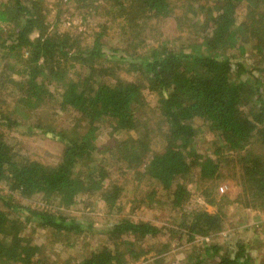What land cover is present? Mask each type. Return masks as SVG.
<instances>
[{"label":"trees","instance_id":"obj_1","mask_svg":"<svg viewBox=\"0 0 264 264\" xmlns=\"http://www.w3.org/2000/svg\"><path fill=\"white\" fill-rule=\"evenodd\" d=\"M62 1L96 14L108 3L125 30L129 55L116 57L114 49L109 58L119 59L105 56L102 27L80 46L79 35L59 32L55 16L56 23L49 25L52 11L43 0L0 3V183L9 192L0 195V264H43L39 247L21 236L26 224L57 240L91 238L84 231L92 229L91 224L31 210L16 203L14 195L40 196L65 209L97 197L109 216L122 214L125 189L105 185L108 174L95 163L98 156L120 163L122 172L135 181L152 182L140 201L158 197L181 215L176 231H184L187 242L221 231L226 202L218 200L216 214L187 210L188 186L196 168L201 181L215 183L229 175L241 190L238 202L264 213V0H180L178 7L171 0ZM239 7L244 20L238 23ZM170 19L180 34L200 29L197 39H185L177 47L166 41L147 43V30L156 31L152 24ZM246 46L253 51L255 64L244 60ZM124 72L132 79H123ZM146 89L157 97L154 108L143 98ZM4 97L11 100L6 103ZM51 104L75 115L72 130L40 121L30 124L31 112ZM146 109L156 115L163 133L160 152L150 149L151 131L143 128L141 136L130 135H137L142 123L148 126L150 119L141 117ZM195 120L215 142L209 155L193 151ZM104 125L117 138L100 149L96 141ZM3 131L27 135L39 131L62 144L61 161L45 166L30 160L4 141ZM255 146L262 152L253 150ZM206 192L204 188V202L215 205L213 193ZM159 233L148 222L119 220L101 231L103 239L76 264H135L154 251L153 246L142 249V241ZM252 250L246 240L229 244L223 252L206 244L183 264H256Z\"/></svg>","mask_w":264,"mask_h":264},{"label":"rangeland","instance_id":"obj_2","mask_svg":"<svg viewBox=\"0 0 264 264\" xmlns=\"http://www.w3.org/2000/svg\"><path fill=\"white\" fill-rule=\"evenodd\" d=\"M3 1L0 0V3ZM43 3L52 11L47 18L49 25L56 23L53 20V16H55V19L59 21V24H57L59 32L67 31L79 35L80 46L88 43L92 34L102 27L105 29V36L102 39V43L105 46L103 50L105 56L109 58L113 54L112 51L114 49L118 50L115 54L117 55L116 57H127L129 55L128 46L130 43L125 34V30H122L120 19L109 8L108 3L102 4L105 7V11L100 9V12L98 11L97 14L92 11L83 13L71 3L67 4L63 1L61 2V0H43ZM171 4L178 7L180 0H171ZM107 11L108 14H106ZM236 19L238 23L243 22V7L237 9ZM152 26L156 31L152 33V31L147 30L149 37L147 43L166 41L170 47L179 46L185 39H197V31L200 30L196 29L194 31L193 29L192 32L187 30L185 33L180 34L177 32L175 22L172 19L154 23ZM51 29L52 27H50ZM233 53L235 55V52H232L231 56ZM109 59L116 60L119 58ZM244 60L247 65L256 63L253 51H251L249 46H246ZM121 77L127 80L132 79V76H129L126 72L122 73ZM261 79L264 98V76H261ZM12 80L17 81L16 78ZM143 98L150 109L155 107L157 97L153 93L146 89L143 91ZM4 99L6 103L11 100L8 97H4ZM57 100L58 97L56 95L55 101ZM148 110L146 109V114L141 115L144 121L146 119L148 120V118L150 119V122L147 121L148 126H144L146 124L144 122L141 124L142 126H140L141 128L137 135L134 133L130 135L133 138H137L143 133L142 130L147 129L151 131L149 132L148 140L150 149L152 152H160L163 143V133L159 129L160 124L158 123L156 115L150 113ZM31 113L30 124L40 121L55 129L62 128L67 131L72 130L76 125V119L73 113L62 109L60 110L52 104L42 106L37 111ZM192 125L198 131V135L194 141L193 151L199 155H209L215 143L212 135L205 133L204 127L198 120L193 121ZM114 138L117 137L113 135L108 125H104L98 133L96 145L102 149ZM3 139L6 143L15 147L21 153H24L30 160L39 162L45 166H54L61 161L63 152L62 144L47 137L44 138V135L39 131H34L30 135L17 131H3ZM256 148L255 146L253 150ZM256 151L262 152L260 149H256ZM262 153L264 155V151ZM96 159L95 163L104 166L107 170L108 179L105 185L114 183L125 189L121 194V207H123V212L119 216H109L106 213L103 203L97 197H93L87 200V202H78L74 208L65 209L59 207L56 202L49 203L44 201L40 196L24 199L18 195H14V201L16 203L28 207L31 210L61 213L75 218L80 223L92 225V229L84 230L87 231L86 233L91 238H77L65 241L57 240L56 237L52 238L49 233L42 231L33 224H26L21 232V236L39 247L43 264H76L96 247L100 239H103L101 231L105 227L123 219L135 223L148 222L160 230V233L156 237L142 241L140 244L142 249L153 246V248H150L154 251L149 250L147 255L135 264H183L187 256L191 258L196 256L197 251L195 250L201 248L203 245H216L223 252L229 244L237 240L250 242L251 246L255 249L251 251L252 257L256 259L255 263L263 264L264 213L245 209L243 204L238 202V200L242 202V198L240 197L241 190L234 184L229 175H226L224 180L213 183L201 181L196 171L197 168L192 173L193 180L188 186L190 197L185 205L187 210L199 209L209 214H216L218 200L222 198L226 202L222 207L223 223L221 231L204 239L196 238L192 242H187V236L184 234V231H176L175 224L179 222L181 215L170 211L158 197H155V199L146 198L144 201H140L152 189V182L147 180L135 181L131 174H124L122 167L119 165L120 163L113 159L106 160L103 158L101 160L100 156ZM204 188L207 190V194L213 193L212 197L216 203L215 205H209L204 202V198L202 197ZM8 193L7 186L4 183H0V195L5 196ZM164 246H166V249H164Z\"/></svg>","mask_w":264,"mask_h":264}]
</instances>
